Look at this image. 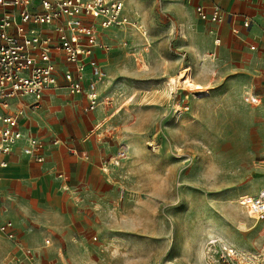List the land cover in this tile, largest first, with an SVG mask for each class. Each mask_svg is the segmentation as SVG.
<instances>
[{
  "label": "rangeland",
  "instance_id": "obj_1",
  "mask_svg": "<svg viewBox=\"0 0 264 264\" xmlns=\"http://www.w3.org/2000/svg\"><path fill=\"white\" fill-rule=\"evenodd\" d=\"M123 2L130 23L108 30L101 82L112 99L113 137L128 145L117 191L99 197L72 250L54 241L39 258L215 264L225 243L239 264H264V215L252 217L238 202L264 188V0H251L250 31L224 28L219 44L211 32L217 23L200 19L187 0ZM182 72L196 88L171 82ZM8 250L0 239V264H12Z\"/></svg>",
  "mask_w": 264,
  "mask_h": 264
},
{
  "label": "crops",
  "instance_id": "obj_2",
  "mask_svg": "<svg viewBox=\"0 0 264 264\" xmlns=\"http://www.w3.org/2000/svg\"><path fill=\"white\" fill-rule=\"evenodd\" d=\"M187 1L194 13L195 4L207 7L217 4L226 13V19L211 28L215 44L220 43L215 39L221 40L220 30L224 28L235 35L252 29L251 15L256 5L251 0ZM244 18L251 20L249 27L242 25ZM246 43L248 48L252 43L256 47L252 41ZM104 54V51H96L102 66ZM99 89L101 92V84ZM21 101L25 103L18 119L22 138L9 153H0V160L7 162L5 167H0V220L12 221L16 241L2 235L0 239L8 245L12 264H53L39 258L40 249L63 240L67 251L72 250L74 240L81 239L78 237L84 235L81 233L95 217L99 197L117 191L119 165H104L103 161L116 153L121 141L113 137L111 105L100 104L93 111H84V96L71 95L64 86L47 89L36 106H32L30 97H23ZM18 105H12L11 110ZM27 136H35L46 144L43 161L38 162L23 153ZM54 139L58 142L53 143ZM106 201L113 207L114 196L108 195ZM37 232L42 238L40 245H37L40 243ZM18 245L29 247L32 259H28Z\"/></svg>",
  "mask_w": 264,
  "mask_h": 264
},
{
  "label": "built area",
  "instance_id": "obj_3",
  "mask_svg": "<svg viewBox=\"0 0 264 264\" xmlns=\"http://www.w3.org/2000/svg\"><path fill=\"white\" fill-rule=\"evenodd\" d=\"M195 13L200 19L218 24L227 16L217 4H195ZM129 23L123 0H0L1 154L9 153L22 138L18 119L25 108L23 97H30L32 106H36L47 89L64 86L71 95L84 96V111H93L100 104L111 105L112 99L104 97L99 89L105 71L96 51L109 50L104 40L109 38V28ZM250 24V19L242 20L244 27ZM219 41L215 39L216 43ZM249 48L254 49L255 45L249 44ZM245 99L258 101L251 94ZM15 103L20 105L11 110ZM26 139L23 153L43 161L44 141L35 136ZM127 154L128 145L121 142L116 153L103 164L118 166ZM6 165V160H0V167ZM238 202L250 216H263L264 188L255 194L240 195ZM0 235L16 241L11 220H0ZM18 246L32 259L29 247ZM239 259L234 247L221 243L213 260L215 264H239Z\"/></svg>",
  "mask_w": 264,
  "mask_h": 264
},
{
  "label": "bare ground",
  "instance_id": "obj_4",
  "mask_svg": "<svg viewBox=\"0 0 264 264\" xmlns=\"http://www.w3.org/2000/svg\"><path fill=\"white\" fill-rule=\"evenodd\" d=\"M183 72L178 75L176 78H171V82H177V80L179 81V79H183L182 81L186 83L187 86H189L191 89H194L196 88V84L194 82H192L191 79H189V77H185V76H182ZM202 91V90H201ZM204 92V91H203Z\"/></svg>",
  "mask_w": 264,
  "mask_h": 264
}]
</instances>
